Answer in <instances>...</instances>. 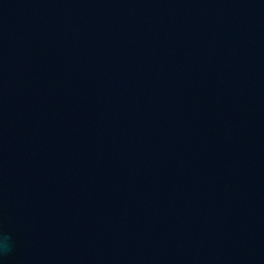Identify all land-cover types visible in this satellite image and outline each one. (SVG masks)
Here are the masks:
<instances>
[{"label": "water", "instance_id": "obj_1", "mask_svg": "<svg viewBox=\"0 0 264 264\" xmlns=\"http://www.w3.org/2000/svg\"><path fill=\"white\" fill-rule=\"evenodd\" d=\"M0 264H264V0H0Z\"/></svg>", "mask_w": 264, "mask_h": 264}, {"label": "clouds", "instance_id": "obj_2", "mask_svg": "<svg viewBox=\"0 0 264 264\" xmlns=\"http://www.w3.org/2000/svg\"><path fill=\"white\" fill-rule=\"evenodd\" d=\"M0 250L5 254L10 250V238L6 235L0 237Z\"/></svg>", "mask_w": 264, "mask_h": 264}]
</instances>
